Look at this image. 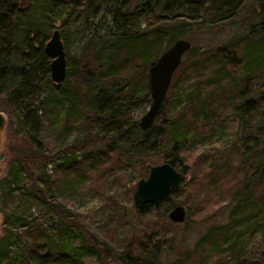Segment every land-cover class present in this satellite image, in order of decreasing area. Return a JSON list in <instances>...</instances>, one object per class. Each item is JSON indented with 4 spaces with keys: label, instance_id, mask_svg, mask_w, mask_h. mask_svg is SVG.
I'll use <instances>...</instances> for the list:
<instances>
[{
    "label": "trees",
    "instance_id": "obj_1",
    "mask_svg": "<svg viewBox=\"0 0 264 264\" xmlns=\"http://www.w3.org/2000/svg\"><path fill=\"white\" fill-rule=\"evenodd\" d=\"M247 1L252 17L245 19V34L204 51L190 43L184 52L196 54L190 68L201 69L209 51L206 58L210 68V74L196 81L194 89L186 94V104L163 115L161 105L146 129L138 126L137 119L130 120L134 105L150 101L147 67L159 52L179 36L188 39L190 32L205 24L232 17ZM100 3L109 15L108 33L90 37L77 56L66 50L65 29H58L66 76L60 83L52 82L49 58L43 51L52 21L63 16L70 19L77 13L89 17ZM165 27L170 30L166 32ZM9 33L11 40L5 36ZM201 81L211 85L208 96L196 90L202 89L198 87ZM174 83L170 79L168 88ZM41 89L45 93L37 96ZM188 105L191 123L180 126L177 118L184 117L181 112ZM0 109L17 118L33 145L13 155L14 169L8 171L5 188L0 190L5 232L0 238V264H75L86 256L98 264H186L190 260L191 264H203V245L215 248L221 258L228 255L236 260L232 264H237L246 231L257 233L255 245L264 247V0H0ZM60 109L65 115L64 134L74 128L76 134L70 142L61 141L55 150L41 121L44 115ZM224 112L234 117L228 118L233 122L231 137L218 156L216 150L205 151L200 164L206 167L209 180L228 175L227 223L212 225L193 248L182 249L179 243H172L166 231L150 230L141 222V218L157 216L169 223L170 197L156 210L149 204L133 202L130 217L134 214L143 227L129 224L130 231L117 240L118 244L105 239L97 242L64 223L72 221L68 218L72 214L61 201L80 191L92 169L99 170L105 164L111 173L125 165L115 156L119 153L132 155L140 168L143 166V172L138 173L141 175L147 172L144 161H151L149 153L156 145L168 149L172 145L175 151V144L203 137V126L213 124ZM88 122L100 128L99 134L79 142L78 136L86 131L84 124ZM97 141L108 143L109 148L92 151L90 146ZM75 150L83 151V158H74ZM110 150L114 159L103 163V156ZM59 151L65 156L48 173L46 163ZM162 161L184 171L175 156L166 154ZM26 196L36 203H47L46 208L60 219L54 226H46L40 212L34 215L24 203ZM55 196L58 201L52 203L50 199ZM13 238L18 248L11 252L8 240ZM258 250L261 254L247 259V264H261L264 249ZM241 260L246 261V257Z\"/></svg>",
    "mask_w": 264,
    "mask_h": 264
},
{
    "label": "rangeland",
    "instance_id": "obj_2",
    "mask_svg": "<svg viewBox=\"0 0 264 264\" xmlns=\"http://www.w3.org/2000/svg\"><path fill=\"white\" fill-rule=\"evenodd\" d=\"M251 4L249 1L243 3L240 9L230 18L225 21L216 23H207L200 29L194 30L189 33L188 40L190 43L198 48L199 51L205 49L215 48L227 44L231 37L236 35L245 34L248 31L245 19L252 17L250 10ZM142 23V21H141ZM63 27H61V25ZM110 24L109 15L106 12L104 3H100L99 8L93 15L85 17L82 13H77L72 18L54 19L51 23V28L47 33L49 35L51 29L56 27L58 29L63 28L64 36L66 41V50L70 54L79 55L84 49L85 43L90 37L94 35H105L108 32L107 26ZM170 25H173L171 23ZM164 30L167 32L170 28L165 27ZM7 39H12V34L5 35ZM184 37L186 36H179ZM187 39V38H186ZM63 40V39H62ZM209 55V51L204 55L205 64L203 68H190V65L196 59V54L190 56L189 54L183 53L181 57V64L175 68V72L172 78L175 83L173 87H167L165 97L161 103L162 115L175 111L181 104L184 105L186 94L196 85V81L202 80L210 73L209 59L206 56ZM201 57V56H199ZM191 71V72H190ZM192 73V75H190ZM173 74V73H172ZM189 76V77H187ZM40 86L42 83H38ZM201 94H206L211 90V85H206L203 81L198 86ZM45 93L44 89H41L36 93L37 96H43ZM191 105V103H190ZM148 106V102L140 101L130 111V120L139 119L140 115L145 111ZM192 106V105H191ZM182 110L181 114L184 117L177 118L180 126L184 124L189 125L191 123L190 111L188 109ZM5 114V125L0 134V190L5 188V181L8 171L14 169L12 159L13 155L18 153L22 149H30L32 146L28 143L26 136L23 132V128L19 125L17 118L9 114L4 109H0ZM64 111L60 109L54 113H48L42 118L41 127L44 129L48 136L49 143L52 144V149L57 150L62 142L72 141V135L75 133V128L69 131V134L65 135L63 131L64 124ZM228 118H234L230 113L224 112L213 124H206L203 126L202 135L203 137L188 138L185 142L177 143L173 147L170 145V149L164 148L160 144L152 150L150 154V160L155 163L161 162L163 156L168 154L175 156L177 161L184 166L182 168V182L179 183L178 189L171 192L168 197L170 200L169 204L181 205L184 208L185 216L182 222L169 223L163 222L159 217L157 218H141L143 225L149 227L153 231H166L167 237L172 240L174 245L179 243L182 249L193 248L195 242L199 239L200 235L207 231L212 225L219 224L225 225L227 223V212L229 211L230 205L227 204L228 189H230V182L228 181V175H220V178L216 181L208 179L206 167L201 166L203 161V154L207 150L218 151L216 156L222 152V148L228 143V139L231 137L232 131L230 130V124L233 122ZM158 121V120H157ZM154 121V122H157ZM92 122V121H91ZM75 127V125H73ZM86 131L78 136L79 142L87 137L95 136L99 134L100 128L88 122L84 124ZM95 126V127H93ZM208 127V130L204 133V130ZM200 132V131H198ZM199 135V134H198ZM200 136V135H199ZM84 137V138H83ZM81 138V140H80ZM77 141V140H76ZM109 148L108 143H100L99 141L91 144L90 149L98 150L102 152ZM212 151V152H213ZM74 158H83V151L75 150L72 154ZM114 151L110 150L106 156H103V163L110 162L113 157ZM65 156L64 151H59L54 159L49 160L46 163V171L50 173L51 169H55L57 164ZM118 159L125 162V165L120 167L113 172L108 173L105 164L98 167L99 170H91L87 175L84 185L77 191V194L72 196H66L62 200L63 208L67 209L69 214L66 213L68 220L64 222L69 224L70 227H74L80 232L94 237L97 242L102 240H108L111 243H117V240L124 238V234L130 231L129 224L136 225L139 228L143 226L140 222L135 219L133 214L130 217L132 203V192L135 188V181L140 175L138 173L143 172V166L136 163L135 158L132 155L116 154ZM149 160H145L144 164L153 163ZM134 162V163H133ZM181 167V166H180ZM147 172L140 176H145ZM133 189V190H132ZM132 190V191H131ZM52 203H57L58 198L55 196L51 197ZM24 203H27L34 213L40 216L46 226H54V221L60 219L57 214H54L52 210L46 208L47 203L39 204L36 203L35 199L31 197H24ZM171 206V207H172ZM170 207V208H171ZM169 208V209H170ZM60 209V207H57ZM168 209V210H169ZM135 221H131V220ZM72 225H71V224ZM3 214L0 208V238L5 235L3 231ZM257 233L246 231L244 237H242V252L241 256L246 257V261L239 259L237 264H247L249 260L256 259L261 252L258 249L263 250L255 245ZM10 251L13 252L18 248V243L15 238L9 239ZM203 253L201 254L203 264H232L236 260L225 255L221 258L216 255V249L210 245H203ZM201 253V252H200ZM91 257H82L80 261L75 264H98L94 263ZM192 260L186 264H191Z\"/></svg>",
    "mask_w": 264,
    "mask_h": 264
},
{
    "label": "water",
    "instance_id": "obj_3",
    "mask_svg": "<svg viewBox=\"0 0 264 264\" xmlns=\"http://www.w3.org/2000/svg\"><path fill=\"white\" fill-rule=\"evenodd\" d=\"M190 47V41L177 37L159 52L155 60L147 67V83L150 101L138 119L141 129L148 128L165 97L173 71L180 63L183 53ZM43 51L48 56V75L52 82L60 83L66 76V60L59 30L53 27L43 43ZM5 114L0 110V134L5 125ZM1 171V170H0ZM182 171L168 161L148 163L147 173L135 181L132 199L135 204H149L158 209L160 203L179 187ZM185 216L181 205H173L167 212V218L180 223ZM261 264H264V256Z\"/></svg>",
    "mask_w": 264,
    "mask_h": 264
}]
</instances>
